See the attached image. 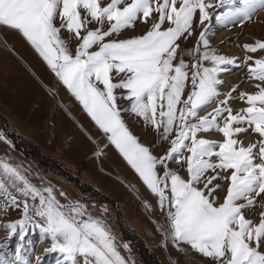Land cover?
<instances>
[{
  "label": "snow or ice",
  "instance_id": "1",
  "mask_svg": "<svg viewBox=\"0 0 264 264\" xmlns=\"http://www.w3.org/2000/svg\"><path fill=\"white\" fill-rule=\"evenodd\" d=\"M212 8L225 11L210 13ZM260 11L264 0H110L107 5L101 0H0V26L26 38L95 124L109 134L111 143L158 197L161 209L169 205L174 242L189 245L212 264H264V86L257 85L254 94L241 93L248 107L236 114L227 106L229 94L220 107L201 116L200 111L220 96V73L239 67L236 59L211 50L205 28L198 46L187 52L198 53L191 76L182 58L174 63L178 42L195 32L194 21L203 25L215 17L227 26L251 20ZM150 20L143 35L104 42ZM92 22L100 27L87 29ZM62 30L80 41L75 55L61 37ZM94 46L98 50L90 51ZM244 48L264 50V42ZM249 75L264 82V59L254 61ZM189 81L191 89L182 100ZM117 90L124 91L118 95ZM118 100L130 101L126 110L142 117L165 140L175 131L166 155H153L130 133ZM250 129L259 138L245 146L239 137ZM213 130L223 134V142L198 138V133ZM184 149L191 154L184 158L187 178L167 164L181 158ZM158 166L164 169L162 176ZM0 170L5 177L0 179V196L7 198V205L22 207L23 218L6 225L13 235L19 228L23 240L29 226L38 228L50 237L48 251L59 254L58 264H126L111 232L103 221L87 214L84 205L62 204L51 186L32 184L7 162H0ZM214 181H227L226 190ZM217 189L225 191L219 204L213 195ZM257 206L259 219L247 218L245 210ZM17 262L27 264L19 249L13 260L0 255V264Z\"/></svg>",
  "mask_w": 264,
  "mask_h": 264
},
{
  "label": "rangeland",
  "instance_id": "2",
  "mask_svg": "<svg viewBox=\"0 0 264 264\" xmlns=\"http://www.w3.org/2000/svg\"><path fill=\"white\" fill-rule=\"evenodd\" d=\"M101 2L107 5L110 0ZM208 11L216 13L225 9L212 8ZM150 24L151 20L148 24L137 22L134 28L108 36L104 42L143 35ZM98 27L100 25L92 22L87 29L95 30ZM108 27L106 22L103 30L106 31ZM193 28V35L178 42L181 46L174 61L178 63L182 58L189 65L190 76L198 53L189 55L187 52L198 46L199 34L205 28L209 29L210 49L218 55L236 59L239 65L220 73L219 78L223 81L218 85L220 96L206 111L202 109L200 115H208L215 107H220L221 100L227 99L229 94L232 98L227 106L232 108L233 114L247 108L240 94H254L258 92L257 85L264 86V82L249 75V67L254 66V61L264 59V50L248 52L244 45L264 42V11L255 14L251 20L229 23L227 26L220 24L215 17L211 23L205 21L203 25L194 21ZM255 28H259V32ZM84 34L81 33L82 36ZM61 37L68 41L69 49L75 55L80 41L70 39V34L64 30ZM95 50H98V46L90 49ZM200 51H204L202 46ZM247 57L252 59L248 60ZM202 63L211 66L210 62ZM190 89L189 81L182 100ZM122 91L117 90V94L120 95ZM130 103L118 100L121 118L130 133L153 155H166L171 148V140L176 138L175 131L165 140L142 117L126 110ZM0 122L4 127V130L0 129V162L17 168L38 187L51 186L62 204L78 202L84 205L87 214L103 221L111 232L126 264H212L210 258L202 256L189 245L172 240L167 218L169 205L166 203L161 209L158 197L150 192L138 173L111 143L109 134L95 124L26 38L5 26H0ZM198 138L218 142L224 140L223 134L214 130L198 133ZM239 138L247 146L259 137L250 129L249 133H241ZM190 155L186 149L182 150L181 158L176 162H167L168 168L187 178L184 158ZM157 171L162 176L164 169L158 166ZM4 178L0 170V179ZM217 182L226 190L227 181H214ZM10 191L19 198L14 189L10 188ZM213 195L218 197L219 204L225 191L217 189ZM6 200V197L0 196V255L13 260L19 249L27 264H58L59 254L48 251L50 237L38 228L29 226L23 240L20 239L23 233L19 228L15 235L6 228L7 224L23 218L22 207H11ZM259 211L258 206L246 209L245 215L258 220Z\"/></svg>",
  "mask_w": 264,
  "mask_h": 264
},
{
  "label": "trees",
  "instance_id": "3",
  "mask_svg": "<svg viewBox=\"0 0 264 264\" xmlns=\"http://www.w3.org/2000/svg\"><path fill=\"white\" fill-rule=\"evenodd\" d=\"M3 124L5 125V123H3ZM1 126H2V124H1V122H0V129H1V130H4V127H3V126L1 127ZM27 157H28V156H27ZM34 157H35V156H34Z\"/></svg>",
  "mask_w": 264,
  "mask_h": 264
},
{
  "label": "bare ground",
  "instance_id": "4",
  "mask_svg": "<svg viewBox=\"0 0 264 264\" xmlns=\"http://www.w3.org/2000/svg\"><path fill=\"white\" fill-rule=\"evenodd\" d=\"M258 29H259V28H255V30L259 32V30H258Z\"/></svg>",
  "mask_w": 264,
  "mask_h": 264
}]
</instances>
